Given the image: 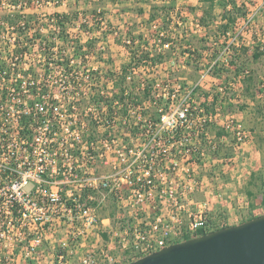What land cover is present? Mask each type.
Wrapping results in <instances>:
<instances>
[{
	"label": "built area",
	"instance_id": "built-area-1",
	"mask_svg": "<svg viewBox=\"0 0 264 264\" xmlns=\"http://www.w3.org/2000/svg\"><path fill=\"white\" fill-rule=\"evenodd\" d=\"M71 23L0 16L12 45L5 57L0 49V264H128L225 227V215L220 226L212 217L223 195L205 190L196 168L219 151L212 126L238 147L254 132L224 115L228 88L199 95L217 62L195 83L97 80L85 60L80 72ZM33 50L43 74L24 61Z\"/></svg>",
	"mask_w": 264,
	"mask_h": 264
},
{
	"label": "rangeland",
	"instance_id": "rangeland-1",
	"mask_svg": "<svg viewBox=\"0 0 264 264\" xmlns=\"http://www.w3.org/2000/svg\"><path fill=\"white\" fill-rule=\"evenodd\" d=\"M48 1L58 3L48 5ZM210 6L211 15H204V10ZM93 9H99L102 15H83ZM11 13L27 17L69 14L70 32L80 37V41L76 39V49L88 41L95 44L90 58L84 56L88 54L85 51L77 62L81 63L80 72L84 76L89 74L83 69L87 63L97 80L111 79L112 73H120L131 63L130 48L138 54L148 52L151 59L162 56V59L158 57L161 64L156 67L149 65L134 71L137 79L132 78L138 81L169 79L195 83L217 62L205 77L199 95L220 98L221 95L215 93L217 87L228 88V95L221 99L224 115L235 114L242 118L254 132V139L238 147L231 137L221 141L222 130L212 126L210 135L219 151L211 153L210 165L199 168L197 173L205 179V190L211 188L214 193L223 195L222 201L212 199L214 207L229 201L237 209L236 214L225 215L226 224L264 213L261 203L264 187L260 180L251 187L261 203L253 211L246 193L252 173L264 178V55L257 60L253 57L254 53L264 51V0H0V16L7 17ZM152 14L155 20H151ZM227 16L237 21L225 32L223 25ZM30 39V35H26L21 42ZM163 41L171 42V49L161 50ZM9 47L12 45L7 36H0V49L5 50L2 56H7ZM42 58L41 53L33 50L24 60L33 65L34 75L43 74ZM246 71L250 75L238 79ZM59 75L55 72L53 77L59 78ZM204 196L198 193L195 198L201 202L205 201ZM222 208L218 209L217 216L213 211L215 226H220ZM112 213L113 209L106 210L103 216Z\"/></svg>",
	"mask_w": 264,
	"mask_h": 264
},
{
	"label": "water",
	"instance_id": "water-1",
	"mask_svg": "<svg viewBox=\"0 0 264 264\" xmlns=\"http://www.w3.org/2000/svg\"><path fill=\"white\" fill-rule=\"evenodd\" d=\"M128 264H264V214L173 244Z\"/></svg>",
	"mask_w": 264,
	"mask_h": 264
},
{
	"label": "trees",
	"instance_id": "trees-1",
	"mask_svg": "<svg viewBox=\"0 0 264 264\" xmlns=\"http://www.w3.org/2000/svg\"><path fill=\"white\" fill-rule=\"evenodd\" d=\"M202 1H213V0H202ZM236 9V7H235ZM210 10H212L211 6L208 8V10H204V15H211ZM58 15H63V16H67L69 14L66 13H57ZM83 15H92L95 17L101 16L102 13L99 9H93V10H88L86 12L83 13ZM242 15L245 17L247 14L244 12L242 13ZM156 16L155 14L151 15V20H155ZM225 19H227L226 24L223 25V28L225 29V32H227L230 28L231 25L235 24L237 19H235L233 16H227ZM95 44H93V42L88 41L85 45H80V57H82V53L83 52H87V55H91L90 53L93 52V50L95 49ZM132 48H130V53L132 55V60L131 63L125 65L122 69L120 73H112L111 74V78L117 79L119 81H124L126 80L129 76L136 78L137 76H135L134 71L140 69L141 67H145V66H149L152 65V67H156L158 64H161L160 59H162V56L159 55L158 57H160V59L158 57L156 58H150L149 53L148 52H142L141 54H138L137 52L131 50ZM71 55V53H70ZM264 55V51H260L258 53H254L253 57L254 59H259L260 57H262ZM86 56V54L84 55ZM83 56V57H84ZM134 62V63H133ZM150 62V64H149ZM67 71L73 72V70L71 69H67ZM132 74H134L132 76ZM220 137H222L224 135V132L222 131L220 134ZM259 177V178H258ZM260 180L261 185L264 187V178L263 176H257V173L254 172L251 174V178L248 182V188H247V196L250 200V209L251 211L255 210L257 208L256 204H255V200L257 198V194L253 191V189H251L252 186L255 185L256 180ZM262 207L264 208V193H263V198H262ZM258 216H253L251 215L248 218H245L244 220L241 221V223H244L248 220L254 219ZM220 229V228H219ZM218 230V229H217ZM106 237V236H105Z\"/></svg>",
	"mask_w": 264,
	"mask_h": 264
},
{
	"label": "crops",
	"instance_id": "crops-1",
	"mask_svg": "<svg viewBox=\"0 0 264 264\" xmlns=\"http://www.w3.org/2000/svg\"><path fill=\"white\" fill-rule=\"evenodd\" d=\"M197 169V172L199 173V171H198V169L199 168H196ZM201 173V172H200ZM199 176H200V174H199ZM202 179H203V181H204V183H205V179L202 177V176H200ZM205 192V190L204 191H202V192H200L201 194H203ZM198 195V194H197ZM197 195H195V197L197 198ZM205 196H206V194H205ZM204 196V197H205ZM195 198V200L197 201V199ZM261 203H262V201H261ZM261 203L259 204V198H258V195H257V198H256V206L258 207V206H260L261 205ZM217 206V207H216ZM215 207H214V209L212 210V215H213V211H214V214L217 216V214H218V209L219 208H221V207H223L222 209H224V213H219V215L222 217V216H224V215H226L227 213L228 214H230V215H233V214H236L238 211H237V209L236 208H234L230 203H229V201H226V203H223V204H219V205H216ZM262 214H264V213H260V215H262ZM219 216V217H220ZM239 224H241V222H238V223H230V224H226L225 225V227H227V226H234V225H239ZM93 242L91 241V242H89V245L90 244H92ZM93 245V247H96L97 245H94V244H92ZM91 246V245H90ZM92 247V246H91ZM85 248H82L81 250L83 251ZM80 250V259H81V257H82V251ZM81 263V262H80ZM69 264H79V258H75V259H73Z\"/></svg>",
	"mask_w": 264,
	"mask_h": 264
}]
</instances>
